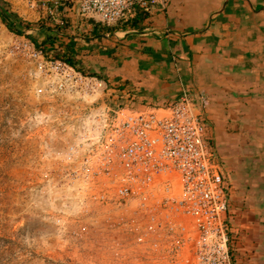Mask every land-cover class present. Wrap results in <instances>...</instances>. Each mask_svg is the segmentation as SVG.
Instances as JSON below:
<instances>
[{
	"label": "built area",
	"instance_id": "obj_1",
	"mask_svg": "<svg viewBox=\"0 0 264 264\" xmlns=\"http://www.w3.org/2000/svg\"><path fill=\"white\" fill-rule=\"evenodd\" d=\"M48 1L100 26L149 16L167 3ZM28 55L34 94L46 104L38 119L42 153L53 161L47 186L72 217L85 220L73 235L93 231L101 218L103 231L123 228L126 235L111 244L116 256L129 238L141 264H235L228 186L207 136V98L183 87L163 108L136 107L121 84L83 73L52 52Z\"/></svg>",
	"mask_w": 264,
	"mask_h": 264
},
{
	"label": "crops",
	"instance_id": "obj_2",
	"mask_svg": "<svg viewBox=\"0 0 264 264\" xmlns=\"http://www.w3.org/2000/svg\"><path fill=\"white\" fill-rule=\"evenodd\" d=\"M44 1L48 27L63 28L85 68L130 89L136 107L163 108L183 87L207 98L235 264H264V0H167L137 25L112 26Z\"/></svg>",
	"mask_w": 264,
	"mask_h": 264
},
{
	"label": "rangeland",
	"instance_id": "obj_3",
	"mask_svg": "<svg viewBox=\"0 0 264 264\" xmlns=\"http://www.w3.org/2000/svg\"><path fill=\"white\" fill-rule=\"evenodd\" d=\"M43 2L0 0V10L28 27L18 36L0 19V264H141L129 238L115 255L111 244L126 235L123 228L103 231L101 218L93 231L73 235L84 218L72 217L75 212L56 201L61 194L47 186L53 161L42 153L38 119L46 104L34 94L35 64L28 57L41 50L35 45L45 34L38 33L39 25L53 23Z\"/></svg>",
	"mask_w": 264,
	"mask_h": 264
},
{
	"label": "trees",
	"instance_id": "obj_4",
	"mask_svg": "<svg viewBox=\"0 0 264 264\" xmlns=\"http://www.w3.org/2000/svg\"><path fill=\"white\" fill-rule=\"evenodd\" d=\"M147 15L138 14L132 21L131 25H137L138 21L145 20ZM0 19L6 29L18 36H24L23 28L27 29V26H24L23 22L18 18V16L12 12H9L7 9L0 10ZM63 28H58L57 26L54 29L44 26L43 24L39 25L38 31L45 33V37L40 42H35V45L38 46L41 51L48 53L52 52L53 57L59 60L64 61L65 63L75 66L79 71L83 73H89L97 77L105 78L104 75L100 72H93L85 68L81 59H78L77 53H75V46L72 43L66 42L69 37L65 35L62 30ZM61 30V31H60ZM79 48V46H77ZM78 52L82 50H78ZM229 190V189H228ZM227 216H229V201ZM234 257V254H233Z\"/></svg>",
	"mask_w": 264,
	"mask_h": 264
}]
</instances>
